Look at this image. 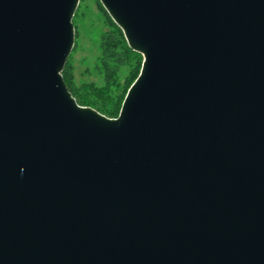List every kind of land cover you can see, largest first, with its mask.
Returning a JSON list of instances; mask_svg holds the SVG:
<instances>
[{
	"label": "water",
	"instance_id": "95a60500",
	"mask_svg": "<svg viewBox=\"0 0 264 264\" xmlns=\"http://www.w3.org/2000/svg\"><path fill=\"white\" fill-rule=\"evenodd\" d=\"M100 2L117 119L62 75L80 0H0V264H264V0Z\"/></svg>",
	"mask_w": 264,
	"mask_h": 264
},
{
	"label": "rangeland",
	"instance_id": "374dc122",
	"mask_svg": "<svg viewBox=\"0 0 264 264\" xmlns=\"http://www.w3.org/2000/svg\"><path fill=\"white\" fill-rule=\"evenodd\" d=\"M103 8L100 0H81L74 17L75 44L65 67L70 76L69 84L79 95L91 88L105 92L107 87L104 76L98 71L101 65L99 44L101 34L113 28V22ZM135 67L133 63L120 72L117 80L122 86H127L136 76Z\"/></svg>",
	"mask_w": 264,
	"mask_h": 264
},
{
	"label": "trees",
	"instance_id": "16d2710c",
	"mask_svg": "<svg viewBox=\"0 0 264 264\" xmlns=\"http://www.w3.org/2000/svg\"><path fill=\"white\" fill-rule=\"evenodd\" d=\"M103 11L113 22V28L101 34L99 44L101 65L98 66V71L104 76L107 83L105 92L91 88L84 95H79L69 84L70 76L66 67L62 75L69 91L80 106L92 108L107 118L117 119L130 88L141 73L143 58L142 55L129 47L122 30L114 23L104 8ZM133 63L136 64L134 72L137 71V74L127 86H122L117 78L124 68L131 67Z\"/></svg>",
	"mask_w": 264,
	"mask_h": 264
}]
</instances>
